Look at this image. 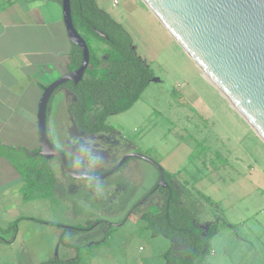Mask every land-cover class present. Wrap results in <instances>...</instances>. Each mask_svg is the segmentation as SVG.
Listing matches in <instances>:
<instances>
[{"label":"rangeland","instance_id":"obj_1","mask_svg":"<svg viewBox=\"0 0 264 264\" xmlns=\"http://www.w3.org/2000/svg\"><path fill=\"white\" fill-rule=\"evenodd\" d=\"M95 1L130 34L155 79L132 108L107 119L112 134L86 138L81 151L76 150L80 153L77 168L105 171L126 154L146 155L172 176L187 215L204 227L219 224L211 253L202 264H264V145L148 15L140 0ZM90 45L93 50L106 48L94 38ZM72 141L70 146L79 147ZM19 160L25 174L40 185L31 190L32 196L39 191L49 194L52 182L43 180L46 170H41V175L33 173L43 160L26 155ZM129 160L141 167L127 170L125 163L110 177L96 180L113 192L112 198H102V203L87 192L76 191L71 193V209L65 206V201L69 204L71 200L63 192L48 206L0 208V238L5 240H0V264H44L75 258L81 264H166L163 255L169 240L153 236L141 219L153 204L160 206L161 198L133 209L157 183L158 171L149 162ZM24 215L76 227H86L91 221L110 225L92 235L68 232L55 243L58 233L49 232L44 220H21L15 234L9 231L8 226Z\"/></svg>","mask_w":264,"mask_h":264},{"label":"crops","instance_id":"obj_2","mask_svg":"<svg viewBox=\"0 0 264 264\" xmlns=\"http://www.w3.org/2000/svg\"><path fill=\"white\" fill-rule=\"evenodd\" d=\"M98 8L107 13L105 9ZM146 11L155 23H159L149 10ZM107 14L109 15V13ZM111 18L116 21L113 17ZM116 22L123 28L121 23ZM128 35L130 36L129 33ZM130 38L136 51L137 45L131 36ZM72 52L73 45L67 38L61 3L58 0H0V208L9 205L25 206L26 208L48 206L51 202H57L60 192H63L67 199L70 198L69 204L65 201V206L69 209L73 207L74 195L71 193L76 191L87 192L94 201L101 203L103 202L102 198L107 201L113 196L112 189L97 181L72 180L63 170L61 163L59 161L55 163L52 159L47 160L48 163L42 162L37 169L34 167L39 171L46 170L43 180L51 181L52 178L51 192L42 194L39 191L30 201H23L21 197L25 169L19 158L22 155L34 158L29 153L39 151L37 112L43 88L74 70ZM136 54L138 55L137 51ZM139 57L147 63L146 59ZM201 76L205 80L202 74ZM205 81L207 82V80ZM74 102L75 96L67 88H59L54 93L47 113L49 139L72 161L75 171L101 174L112 168L119 159L111 162L110 168L105 171L77 168V166L79 167L77 162L80 159V153H76V150L81 151L87 137L101 134L85 135L78 130L69 114V107ZM206 121L208 123L209 119L207 118ZM52 124L54 126L53 133L51 131ZM112 133L113 129L110 134ZM54 140H57L59 145H56ZM71 141L77 142L79 147L70 146ZM231 155L229 153L228 156ZM133 161L128 159L125 162L127 170L141 167ZM172 186L177 191L173 183ZM35 203L37 204L35 205ZM179 207H181L180 203ZM20 218L44 220V227L50 229L49 232L56 231L58 233L55 241L65 233L71 232L72 236L75 233L67 228H73L76 225L57 223L41 219L42 217H27V215L20 216ZM93 222L95 221H91V223ZM105 227L106 225H103L99 228L97 225L91 231L77 232L76 234L92 235ZM55 243H60V241ZM69 246L72 247V245Z\"/></svg>","mask_w":264,"mask_h":264},{"label":"water","instance_id":"obj_3","mask_svg":"<svg viewBox=\"0 0 264 264\" xmlns=\"http://www.w3.org/2000/svg\"><path fill=\"white\" fill-rule=\"evenodd\" d=\"M140 1L264 144V0ZM60 3L67 38L80 49L82 59L76 70L43 88L37 112L39 151L29 155L57 159L69 178L82 182L110 177L128 159L138 158L157 168V185L166 188L163 170L143 154H126L109 170L91 174L71 168L50 141L47 113L52 94L67 82L79 83L89 65L88 47L72 23L70 0Z\"/></svg>","mask_w":264,"mask_h":264},{"label":"trees","instance_id":"obj_4","mask_svg":"<svg viewBox=\"0 0 264 264\" xmlns=\"http://www.w3.org/2000/svg\"><path fill=\"white\" fill-rule=\"evenodd\" d=\"M70 10L73 26L88 47L89 65L79 83L67 82L59 88H67L75 96V102L69 107V114L79 131L85 135L110 134L112 127L107 125V119L132 108L155 76L147 63L136 54L128 33L107 13L101 11L95 0H70ZM99 32L106 37H101ZM92 38L102 42L106 48L93 50L90 45ZM72 56L73 69L76 70L82 59L81 51L77 46L73 45ZM39 158L44 163H48L44 158ZM66 158L69 161L67 156ZM40 172L33 170V173L37 175ZM163 174L167 187L157 185L158 177L157 183L135 204L133 209H138L149 200L152 202L154 199L161 198L160 206L153 204L152 210L144 212L141 219L153 236H162L169 240L170 246L163 255L166 264H195V262L202 264L211 253V240L219 224L212 223L204 227L187 215L179 207L180 197L172 186V176L164 171ZM27 175L23 173L24 185L21 189L23 201L33 199L31 190L39 188L37 182ZM50 182L53 183L52 178ZM21 220L41 222L32 218H18L8 226V230L15 234L17 223ZM100 224L110 225L104 221H95L86 227L67 229L83 233L91 231ZM229 227L233 228L232 225ZM13 238L14 236L11 241ZM0 240L5 241L1 238ZM44 264L81 263L75 258L70 261L53 260Z\"/></svg>","mask_w":264,"mask_h":264},{"label":"flooded vegetation","instance_id":"obj_5","mask_svg":"<svg viewBox=\"0 0 264 264\" xmlns=\"http://www.w3.org/2000/svg\"><path fill=\"white\" fill-rule=\"evenodd\" d=\"M69 164H70L71 168H74L72 161L69 160Z\"/></svg>","mask_w":264,"mask_h":264},{"label":"built area","instance_id":"obj_6","mask_svg":"<svg viewBox=\"0 0 264 264\" xmlns=\"http://www.w3.org/2000/svg\"><path fill=\"white\" fill-rule=\"evenodd\" d=\"M114 5H116V2H114Z\"/></svg>","mask_w":264,"mask_h":264}]
</instances>
